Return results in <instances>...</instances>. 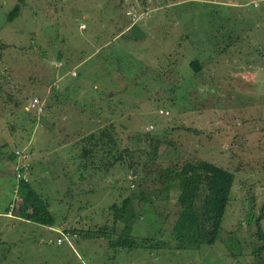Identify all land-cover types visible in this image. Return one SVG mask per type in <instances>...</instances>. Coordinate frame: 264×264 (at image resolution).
I'll return each mask as SVG.
<instances>
[{
	"label": "rangeland",
	"instance_id": "374dc122",
	"mask_svg": "<svg viewBox=\"0 0 264 264\" xmlns=\"http://www.w3.org/2000/svg\"><path fill=\"white\" fill-rule=\"evenodd\" d=\"M33 96L41 111L26 108ZM109 122L123 145L139 146L133 180L125 167L78 166L74 141ZM145 132L160 139L163 166L199 157L234 172L214 243L173 248L176 185L153 179L148 144L136 141ZM0 144L29 152L16 162L32 165L56 225L107 230L69 245L49 225L1 214L0 264H264V0H0ZM14 168L0 160V210L22 197ZM156 188L142 210L140 192ZM115 207L139 211L132 233L166 246H114Z\"/></svg>",
	"mask_w": 264,
	"mask_h": 264
},
{
	"label": "trees",
	"instance_id": "16d2710c",
	"mask_svg": "<svg viewBox=\"0 0 264 264\" xmlns=\"http://www.w3.org/2000/svg\"><path fill=\"white\" fill-rule=\"evenodd\" d=\"M18 14L19 6L15 4L8 13V19H12ZM222 48L224 49V47ZM189 64L194 71H199L202 68V62L198 57L191 59ZM42 103L43 101H40L41 110L43 108ZM136 141L139 142V145L141 142H147L148 144V148L145 150L147 159L154 170L158 172V175L153 179L160 184L175 182L176 186L173 192L175 200L172 211L174 219L168 235L173 241V248L185 249L198 247L202 243H214L221 230V221L230 200V192L235 178L234 172L199 157L181 158L179 161H170L163 166L159 161L158 155L159 138L154 139L149 132H145V134H140ZM135 145L137 143L132 146L123 145L121 137L115 130V124L109 122L104 125L99 124L86 134L78 137L74 141V153L79 168L84 171L107 174L116 166L125 167L124 169L129 170L133 175L131 176V180H133L136 174V167L139 165L138 160L133 158L135 151L139 147ZM3 146L4 144H0V158L15 163V183L12 189L14 193L18 192L22 197L19 203H16V197L14 201L9 199L7 204L2 206L1 213L18 211L24 218L35 223L49 225L54 231H56L54 228H60L71 236V242L76 235L100 237L102 234H107L106 227L97 229L79 228L80 230L78 231L76 226L61 227V225H56L55 216L50 211L48 202L31 185L28 172L32 165L28 164L26 178L17 177L16 170H22V164L16 162L18 155L15 150L17 148L11 151H3ZM21 148L27 151L25 147ZM27 153L29 157V152L27 151ZM140 194L142 197V205H140L143 210L154 198L160 197V190L158 188L151 191L142 190ZM164 196L166 200L170 198L168 194ZM114 211L113 221L115 222L118 218L123 221V226L117 236V240L114 242V246L123 248L166 246V242L163 240L146 236L137 238L132 233L135 220L140 217L139 211L131 210V212H126L120 207H115ZM263 213L264 203L260 208V213L256 216V234L258 239L262 241V245H264V232L260 226V220L263 217ZM57 233L60 235L59 232ZM160 235H162V232Z\"/></svg>",
	"mask_w": 264,
	"mask_h": 264
},
{
	"label": "built area",
	"instance_id": "2783aa9c",
	"mask_svg": "<svg viewBox=\"0 0 264 264\" xmlns=\"http://www.w3.org/2000/svg\"><path fill=\"white\" fill-rule=\"evenodd\" d=\"M252 1V3L254 4V5H257L258 4V0H251ZM82 26H83V24H81ZM79 67H81V64H77L76 65V68H79ZM76 70L75 69H73V70H71L70 71V73L71 74H76ZM26 108H33V109H36L37 111H40L41 110V104H40V101L38 100V98L37 97H33L32 99H30L29 101H28V103L26 104ZM15 152H16V154L18 155V157H20L21 159H23V160H25V159H27L28 158V153H27V151H25L24 149H16L15 150ZM20 164V163H19ZM22 164V170H20V169H17L16 170V175H17V177H20V176H22L23 178H26L27 177V169H28V163L27 162H22L21 163ZM57 232H59L60 233V235H58L57 237H56V242L57 243H61L64 239L71 245L72 244V242H71V236L70 235H68V233L67 232H64L62 229H60V228H54Z\"/></svg>",
	"mask_w": 264,
	"mask_h": 264
},
{
	"label": "crops",
	"instance_id": "0c3cea01",
	"mask_svg": "<svg viewBox=\"0 0 264 264\" xmlns=\"http://www.w3.org/2000/svg\"><path fill=\"white\" fill-rule=\"evenodd\" d=\"M0 160H1V163H5V162L7 161V160L1 159V158H0ZM13 212H14V213H13ZM13 212H12L13 215H7L6 213H1V212H0V215L2 214L3 216L8 217V220L10 219V220H12L13 222H14V220H19V221H24V222L30 221V220L24 218L23 216H21L20 213H19L18 211H13ZM5 214H6V215H5ZM4 219H7V218H5V217H0V220H1V221H4ZM3 223H5V222H3ZM66 226H67V225H66Z\"/></svg>",
	"mask_w": 264,
	"mask_h": 264
}]
</instances>
